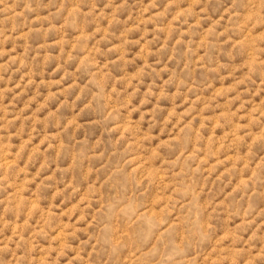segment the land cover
I'll use <instances>...</instances> for the list:
<instances>
[{"label": "rangeland", "instance_id": "374dc122", "mask_svg": "<svg viewBox=\"0 0 264 264\" xmlns=\"http://www.w3.org/2000/svg\"><path fill=\"white\" fill-rule=\"evenodd\" d=\"M0 264H264V0H0Z\"/></svg>", "mask_w": 264, "mask_h": 264}]
</instances>
